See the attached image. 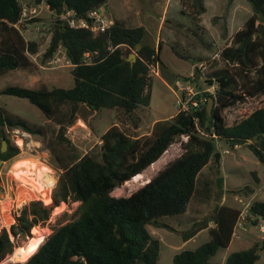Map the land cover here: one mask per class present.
I'll list each match as a JSON object with an SVG mask.
<instances>
[{
	"label": "trees",
	"instance_id": "1",
	"mask_svg": "<svg viewBox=\"0 0 264 264\" xmlns=\"http://www.w3.org/2000/svg\"><path fill=\"white\" fill-rule=\"evenodd\" d=\"M29 1L38 3L40 0ZM106 1L46 0L50 9L72 8L77 16L85 15ZM22 2L0 0V73L36 66L31 55L38 51V41L26 39L14 25L20 18ZM182 2L190 6L188 12L193 22L198 23L206 10L204 0ZM249 2L252 13L234 32L231 42L220 49L224 65L214 69L206 78L208 83L215 78L217 87L214 93L203 91L205 99L197 112V121L191 113L176 111L171 117L154 121L149 132L141 135L135 131L141 121L136 108L148 102L150 64L159 60L156 49L144 43V26H125L118 20L104 31L72 27L61 20L53 25L42 60L52 57L61 46L65 55L75 63L70 68L73 85L49 88L42 81L32 86L10 83L1 87L0 93L26 97L41 110L47 121L54 124V131L48 134L44 125L3 107L0 109V125L20 128L40 137L61 172L50 204L31 199L17 209L9 229L1 227L0 262L16 247L10 232L14 236L32 234L33 228L49 217L55 205L58 207L72 198L79 203L70 220L54 228L26 260L4 264H157L159 239L149 232L147 225L174 229L157 217L185 211L198 172L215 158L216 138L233 146L245 144L262 161L264 104L231 124L225 122L223 115L226 106L245 95L264 94V28L260 29L257 23L264 20V0ZM138 41L143 45L136 50V59L130 63L125 57ZM157 48H160V41ZM86 51L90 53L89 61L84 60ZM209 96L214 99L210 114L205 109ZM82 105L91 110H115L116 123L100 134V158L92 151L80 152L66 135L67 127L77 119ZM181 134L187 135V139L181 142L184 150L179 155L166 162L130 194H111L115 186L140 174L158 160ZM0 135L9 141L3 131ZM17 152L18 147L9 144L5 151H0V158L5 160ZM253 189V186L245 185L231 191L248 196ZM239 210L240 204L218 202L208 216L182 230L184 239H187L208 226V222L214 223L208 226L207 240L173 255L174 264H211L210 258L228 245ZM251 211L264 217V200L253 199ZM263 247L264 236L247 248L231 251L222 264H253Z\"/></svg>",
	"mask_w": 264,
	"mask_h": 264
},
{
	"label": "rangeland",
	"instance_id": "2",
	"mask_svg": "<svg viewBox=\"0 0 264 264\" xmlns=\"http://www.w3.org/2000/svg\"><path fill=\"white\" fill-rule=\"evenodd\" d=\"M21 1H25L28 6L34 4L30 1L28 3V0ZM130 1L134 7L139 8L140 15L144 20H148L147 17L149 16L154 19V22H146L148 26L146 43L152 47L155 45L157 48L158 42L161 41L158 69L166 81L160 78L158 74L150 75L148 102L140 104L136 108L141 118L140 127L145 129L152 119L169 116L177 111L176 80H184L193 84L197 89H201L202 93L203 91L214 93L217 81L213 78L212 82L208 83L206 78H209L214 69L224 65V60L220 58V49L231 42L232 35L244 25L245 19L252 13V8L249 0H204L207 8L201 14L200 22L195 24L191 14L188 12L190 6L183 7L180 0ZM108 6V9H103L106 17H121L125 10V0H109ZM163 8H165L164 17L170 22L162 20L160 26H158L159 14L162 13ZM58 20L50 8L44 4L38 7L37 13L18 23V29L26 39L38 41V51L31 55V59L36 66L33 68L28 67L26 70L17 68L0 73V88L10 83L32 86L33 83L38 81L44 82L49 88L73 85V76L70 72L72 66L65 65L62 60H54L56 55L59 57L65 55L61 46L52 57L45 61L42 60V53L48 45L52 27ZM257 23L264 24V20H258ZM262 28H264V25L260 29ZM132 51L135 50L133 49ZM176 51L182 55H176ZM262 104H264L263 93L245 95L241 100L223 109L225 122L231 124L239 121ZM1 107L31 122L44 125L48 134H51L52 130L54 131V124L47 121L41 110L26 97L0 93V109ZM96 111L82 105L77 119L67 127L66 135L71 138L80 152L92 151L100 158V134L115 119V110L102 108ZM79 117L83 119L85 125L83 122H79ZM2 131L9 139V141L6 140L7 147L9 144L18 147V152L15 155L5 160L2 159L0 162V189L4 191V194H0V211L2 214L8 212L13 217L11 222L13 223L15 214L18 213L17 209L22 205L14 203L18 188L21 187L20 179H28L33 183L34 191L38 195L32 199H41L45 204H50L61 169L54 164L50 150L40 137L38 138V136L20 128H8L0 125V133ZM1 139L0 135V141ZM186 139L187 137L184 134L177 136L167 147L166 160L156 170H148V173L150 172L152 173L151 175H154L166 162L179 155L184 150L181 142ZM215 144L219 152V160L216 161L215 158H212L198 172L194 190L185 211L157 217L159 221L169 224L174 229L153 224L147 225L149 232L159 239L157 264H174L172 258L176 252L184 248H194L207 240L209 233L206 229L199 231L186 240L181 231L188 228L194 221L202 220L208 216L214 202H217V204L218 202H224L231 205H239V199L235 195L237 193L231 190L237 191L245 185H251L256 188V195L264 199V190L258 189L264 183V166L253 150L245 144L233 146L224 139L218 138H216ZM33 158L43 161L51 168L39 173H37L38 169H35L29 178L27 174L21 173L22 176L18 174L16 168L14 170L15 164L17 166L19 163L21 165L23 161L33 162ZM253 172H257L259 176L258 182ZM218 175L224 178L221 196H217L218 190L215 185V179ZM7 179L12 191L11 194L8 193ZM142 181V179H139L133 184L131 183V185H126L124 181L115 186L111 193L116 196L128 195L142 185ZM5 201H8L9 204L2 208ZM78 203V200L69 198L58 207H55V205L49 217L37 223L38 226L33 228L30 235L18 234L14 236L10 232V236L15 243L14 247L16 246L12 254L20 247H24L26 250L33 249L43 234L47 236L54 228L74 216L73 212L77 208ZM2 226L9 229L10 225ZM250 229L253 232L257 231L254 224H250ZM245 232L239 238H232L230 248H220L212 257L213 261H220L224 252L245 248L247 246ZM8 254L2 260L5 262L13 261ZM254 264H262V262L259 260Z\"/></svg>",
	"mask_w": 264,
	"mask_h": 264
},
{
	"label": "built area",
	"instance_id": "3",
	"mask_svg": "<svg viewBox=\"0 0 264 264\" xmlns=\"http://www.w3.org/2000/svg\"><path fill=\"white\" fill-rule=\"evenodd\" d=\"M48 4L46 0H40L38 3H34L31 6H28L25 2H22V10L19 20L14 23L16 27H18V23L23 19L29 18L35 13L38 12V7L41 5ZM54 16L66 22L69 26L72 27H88L94 31H104L108 27L113 24V19L106 17L103 13V6H98L93 9H90L83 16H77L75 14L74 9L72 8H62L60 11L56 9H50ZM117 46V45H116ZM126 47L127 45L124 44ZM109 48H113V46H109ZM90 53L88 51L84 52V60L89 61ZM54 60H62L65 65L73 66V63L66 55L62 57L55 56ZM149 74H158V64L157 62L150 64ZM176 107L177 111H183L185 113L193 114L195 121H197L198 116L197 112L201 110L202 103L204 102L205 96L202 93L201 89H197L195 85L185 82L184 80H176ZM207 89V88H206ZM187 137V135H185ZM262 164L264 166V157L262 159ZM260 190H264V183H262L259 188ZM253 198L251 199H240V210L238 216L234 222L231 237L239 236L241 231L247 229V226L251 223L252 220H256V224L258 225L260 231L264 232V217L258 216L251 211V204Z\"/></svg>",
	"mask_w": 264,
	"mask_h": 264
},
{
	"label": "crops",
	"instance_id": "4",
	"mask_svg": "<svg viewBox=\"0 0 264 264\" xmlns=\"http://www.w3.org/2000/svg\"><path fill=\"white\" fill-rule=\"evenodd\" d=\"M108 2H109V0H107L106 1V5H107V7H106V9H108L109 8V6H108ZM180 2L182 3V6L184 7L185 5H183V2H182V0H180ZM204 3H205V1H204ZM205 6H206V4H205ZM125 10H124V12H123V15L121 16V17H114V16H109L111 19H113V21L114 20H118V21H120L121 23H123L125 26H138V25H142V26H144V28H145V32H144V43H146V41H147V39H146V37H147V24H146V22L148 21V22H154V19H153V17H147V19L148 20H144V18L140 15V11H139V8H137V7H134V5L133 4H131V1L130 0H125ZM206 8H207V6H206ZM190 10H191V8H190ZM189 10V11H190ZM164 13H165V8H163L162 9V13L161 14H159V16H160V20H159V24H158V26H160V24H161V22H162V20L164 21H166V22H170L168 19H166L164 16ZM164 18V19H163ZM200 18H201V15H200ZM193 20V19H192ZM133 22V23H132ZM199 22H200V20H199ZM130 23H132V24H130ZM182 43H183V41L182 40H180ZM154 48L156 49V51L158 52V54H159V58H160V49H161V41H160V48L158 49V48H156V46L154 45ZM176 55H182V54H178V53H176ZM159 61V60H158ZM201 62V61H200ZM199 62V63H200ZM157 64H158V62H157ZM160 67V66H159ZM158 75H159V77L160 78H162L163 80H164V78L161 76V73H160V70L158 69ZM165 81V80H164ZM166 82V81H165ZM95 112H97L96 110H94ZM174 113H176V112H174ZM173 113V114H174ZM173 114H170L169 116H163V117H157V118H154V119H152L150 122H149V125L145 128V129H141V127H140V124H139V126L137 127V128H135V131H136V133H138L139 135H141V134H144V133H147V132H149V130H150V128L152 127V124L154 123V121H156L157 119H161V118H168V117H171ZM79 122H83V119L81 118V117H79ZM112 123H116L115 122V119L111 122V124ZM83 124L85 125V123L83 122ZM105 130V129H104ZM103 130V131H104ZM165 153V152H164ZM164 153H162L161 155L163 156V154ZM161 156V157H162ZM160 157V156H159ZM160 157V158H161ZM159 158V159H160ZM157 161V160H156ZM155 161V162H156ZM149 167L147 166L146 167V169L145 170H147ZM142 170V171H145V170ZM152 173H148L147 174V177L148 178H150L152 175H151ZM254 177H256L258 180L257 181H259V176H258V174H257V172H254ZM255 191H256V188L254 187V189H253V191L248 195V196H243V195H239V194H235L236 196H237V198L240 200V199H243V198H245V199H251V198H253V199H262V198H260V197H258L257 195H256V193H255ZM112 194V193H111ZM264 200V199H263ZM250 224H254L255 226H256V228H257V231L256 232H253L251 229H250ZM248 226H247V229H245L244 231H241L240 233H239V236H233V237H231L230 238V241H229V243H228V245L226 246V248L228 249V248H230L229 246H230V244H231V240H232V238H239L241 235H242V233L243 232H245L246 233V240H245V242H246V244H247V246L245 247V248H247V247H249V246H251L254 242H256V241H259V240H261L262 239V237L264 236V232H262V231H260V229H259V227H258V225L256 224V222H252V223H250ZM212 225H214V223H212V222H208V226H212ZM208 226H205V227H202L201 229H199V230H197V232H195V234L196 233H198L199 231H201V230H204V229H206L207 231H208ZM209 233V232H208ZM195 234H193L192 236H194ZM192 236H190V237H192ZM189 237V238H190ZM189 238H187V239H189ZM186 240V239H185ZM243 249V248H242ZM239 250V249H238ZM231 252V251H230ZM230 252H224L223 253V255H222V257H221V259H220V261H213V259H212V257L215 255H213L211 258H210V263L211 264H222L223 262H224V260H225V258H226V256L230 253ZM259 260H261V262H262V264H264V247L263 248H261L260 250H259V257L256 259V261L255 262H257V261H259ZM254 262V263H255ZM253 263V264H254Z\"/></svg>",
	"mask_w": 264,
	"mask_h": 264
},
{
	"label": "bare ground",
	"instance_id": "5",
	"mask_svg": "<svg viewBox=\"0 0 264 264\" xmlns=\"http://www.w3.org/2000/svg\"><path fill=\"white\" fill-rule=\"evenodd\" d=\"M168 153V150L163 154V156L158 159L156 162H154L153 164H151L149 166V168L143 172H141L140 174L132 177L131 179H129L128 181H126V185H131V183L133 184L135 181L142 179L143 181L141 182V184L147 182L150 178L147 177L148 174V170H156L157 167H159L165 160H166V154ZM33 162H29V161H23L21 162L22 164L20 165V163L16 166V164L14 165V170L16 168V172L18 174L21 175V173L23 174H27L28 178L30 177V174L35 170L38 169L39 173L40 171L43 172L44 170H49L51 167L44 163L41 160L38 159H32ZM22 176V175H21ZM20 186L18 188V194L16 196V198L14 199V203L16 205H21L24 202H27L29 199H32L34 197H37V193L34 191V188L32 186L33 183L30 182V180L28 179H20ZM144 185V184H143ZM12 192V191H11ZM9 204L8 201H5L2 208L6 207ZM13 221V217L10 216V214L7 212L5 214H2L0 211V227L2 225H6L9 226L10 223ZM46 234H43L39 239H38V244L31 250H26L24 247H20L18 249H16L14 254H10V259L13 261H23L26 260L40 245V243L44 240ZM21 253V255H19ZM5 261L3 260L2 262H0V264H3Z\"/></svg>",
	"mask_w": 264,
	"mask_h": 264
},
{
	"label": "water",
	"instance_id": "6",
	"mask_svg": "<svg viewBox=\"0 0 264 264\" xmlns=\"http://www.w3.org/2000/svg\"><path fill=\"white\" fill-rule=\"evenodd\" d=\"M106 7H107V5L106 4H104L103 5V8L104 9H106ZM263 23H258V26H259V28H261V27H263ZM143 45V42L142 41H138V42H136L135 43V45H134V50L135 51H131V52H129L128 54H127V56L125 57V59L127 60V61H129L130 63H132L135 59H136V50H138L141 46ZM212 105H213V97L212 96H209L208 98H207V102H206V105H205V109H206V112L208 113V114H210L211 113V109H212ZM6 147H7V142H6V140L5 139H2L1 140V144H0V151L2 152V151H5L6 150ZM219 152L218 151H216L215 152V160L216 161H218L219 160ZM2 161V159L0 158V162ZM126 181V180H125ZM7 183H8V193H12L11 192V189H10V187H9V180L7 179ZM223 183H224V178H223V176H221V175H218L217 177H216V179H215V185H216V188H217V190H218V192H217V196H221V194L223 193ZM0 194H4V191H3V189H0ZM25 203V202H24ZM23 203V204H24ZM216 204H217V202H214L213 203V206H212V209H214L215 208V206H216ZM5 263V262H4ZM3 263V264H4Z\"/></svg>",
	"mask_w": 264,
	"mask_h": 264
},
{
	"label": "clouds",
	"instance_id": "7",
	"mask_svg": "<svg viewBox=\"0 0 264 264\" xmlns=\"http://www.w3.org/2000/svg\"><path fill=\"white\" fill-rule=\"evenodd\" d=\"M103 6V5H102ZM104 9V8H103Z\"/></svg>",
	"mask_w": 264,
	"mask_h": 264
}]
</instances>
